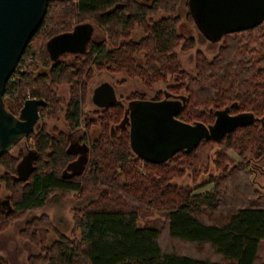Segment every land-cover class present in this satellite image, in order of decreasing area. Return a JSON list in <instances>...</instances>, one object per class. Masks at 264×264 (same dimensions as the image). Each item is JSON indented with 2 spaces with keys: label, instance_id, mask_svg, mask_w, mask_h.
Listing matches in <instances>:
<instances>
[{
  "label": "trees",
  "instance_id": "1",
  "mask_svg": "<svg viewBox=\"0 0 264 264\" xmlns=\"http://www.w3.org/2000/svg\"><path fill=\"white\" fill-rule=\"evenodd\" d=\"M178 2L47 0L2 93L14 114L26 96L44 100L33 129L18 140L34 153L25 177L15 175L20 152L0 154V187L6 193L0 198L6 204H0V231L21 219L17 234L41 250L29 254L27 264H264L257 255L264 241V190L255 178L264 157V16L222 32L216 52L209 58L197 52L193 73L187 74L174 48L189 49L194 39L179 31ZM78 27L88 32L82 47L48 52L50 36ZM101 70L123 72L145 86L164 83L152 99L170 95L174 115L185 121L209 124L220 110L246 118L218 138L150 161L129 146L123 99L94 108L80 126L88 79ZM61 83L68 85L65 101L56 95ZM143 96L133 91L126 99ZM58 111L68 130L82 129L83 161L68 174L63 169L75 157L68 134L48 129L43 119ZM93 124L97 131L91 136ZM225 147L240 160L232 163ZM208 159L219 171L199 184L173 180L193 177ZM206 183L210 188L193 191ZM65 191L84 200L72 210L74 238L58 232L45 213L34 214ZM50 231L56 237L47 243ZM0 264L9 263L0 256Z\"/></svg>",
  "mask_w": 264,
  "mask_h": 264
},
{
  "label": "water",
  "instance_id": "2",
  "mask_svg": "<svg viewBox=\"0 0 264 264\" xmlns=\"http://www.w3.org/2000/svg\"><path fill=\"white\" fill-rule=\"evenodd\" d=\"M46 3L47 0H0V154L29 134L39 117L38 106L44 104L42 98L27 97L14 114L5 108L2 93L7 77L43 16ZM193 4L201 28L209 33L247 27L264 16V0H193ZM78 32L79 27L50 36L46 40L48 52L82 47L88 32L80 35L75 46L71 38ZM174 113L175 109L160 101L139 100L129 118L130 148L144 159L163 161L178 150H191L203 138L220 137L246 118L245 114L220 110L211 123L205 124L179 119ZM27 156L15 164L18 173L26 171L19 177L27 174L34 153L30 151Z\"/></svg>",
  "mask_w": 264,
  "mask_h": 264
},
{
  "label": "rangeland",
  "instance_id": "3",
  "mask_svg": "<svg viewBox=\"0 0 264 264\" xmlns=\"http://www.w3.org/2000/svg\"><path fill=\"white\" fill-rule=\"evenodd\" d=\"M188 12L190 18H186L185 13ZM175 14L178 16V28L179 31L183 33V35H191L194 39L193 47L181 50L178 46L174 48V51L177 54L179 59V63L181 68L187 73H193V62L195 58V54L198 52L205 58L211 57L217 49V46L220 42L221 33H209L201 28L200 21L197 17L196 6L193 4V0H179L178 4L175 8ZM203 27V26H202ZM95 34H98V30L94 28L93 31ZM136 37V35H134ZM264 54V51L262 52ZM69 58V57H68ZM66 58V59H68ZM30 59V58H28ZM99 79L110 80L115 85V93L118 97L123 98L124 101H128L126 98L133 91L143 93V98H151V96L160 88L164 87V83L156 82L152 85L145 86L140 80L136 77L127 76L123 72L111 73L101 71H93L91 77L87 82V91L86 97L82 105L83 113L81 115V123L80 126L83 125L84 121L91 117L92 110L96 107L95 103H91L88 99V89L90 86L95 83H98ZM56 95L61 98L62 101H65L68 97V85L66 83H61L56 88ZM137 101V100H136ZM44 121L48 129H62L66 130L67 125L64 122L61 111L54 117L46 118L44 116ZM82 131L81 127L75 128L71 132L72 137H76ZM97 131V127L95 124L90 125L89 133L91 136H94ZM25 149V144L22 140L18 141L17 144L13 145L9 152L16 153L17 150ZM26 150V149H25ZM216 145L210 151V157L215 154ZM224 153L232 160V163L240 160V156L235 152V150L231 147H225ZM231 164V163H230ZM264 157L261 158L259 166L261 168V175H257L255 178L259 182V185H256L259 190H264ZM219 171V168L216 167L211 160L208 159L206 161V167L201 169L199 173L190 177L187 174H183L181 176L173 178V180L177 183L188 184V185H196L202 182L207 178V175L214 174ZM254 176L257 172H254ZM211 184L206 183L204 185L198 186L193 189L194 192L200 191L203 189L210 188ZM59 195L50 196L44 206L35 211L34 214H38L39 212L45 213L50 221L52 226L58 231L64 234L66 237L74 238L77 237V230L73 229V221H72V210L75 207L81 206L84 200L78 196L77 192L65 191L59 192ZM6 195L2 186L0 187V198H3ZM155 216V214L149 215L146 218H151ZM21 225V219L11 221L4 229L0 231V256L5 258L9 264H27V257L29 254L37 253L40 250L38 244H32L24 238L20 237L17 234V229ZM46 242L49 243L51 239L56 237L55 232H48ZM257 255L261 260H264V241H261L258 249Z\"/></svg>",
  "mask_w": 264,
  "mask_h": 264
},
{
  "label": "flooded vegetation",
  "instance_id": "4",
  "mask_svg": "<svg viewBox=\"0 0 264 264\" xmlns=\"http://www.w3.org/2000/svg\"><path fill=\"white\" fill-rule=\"evenodd\" d=\"M83 33V30H80V33H76L74 36H72L71 38V41L73 42L72 44H75L76 41H79L78 38L80 37V35ZM75 46H77L75 44ZM102 91V92H101ZM93 92V94H92ZM153 96V95H152ZM170 97V95H167L165 94L164 97H162V99H165L164 101H160L166 105H169L172 109H175L176 105L175 103L173 102V100H167L166 98ZM120 97H118L115 93V85L112 81L110 80H105V79H99L98 80V83H95L94 85L92 84L90 86V89H88V99L91 101V103H95L96 107L95 108H98V107H103L105 105H107L108 103H111L117 99H119ZM123 99V98H121ZM144 99V98H142ZM140 99V100H142ZM145 100H156V99H152L151 98H147ZM158 101L161 100V99H157ZM122 101V100H121ZM139 100H128V101H125L124 102V99H123V103H125V115H124V118L123 120L126 122V128L128 129V125H129V118H130V113L133 112V108L136 106L137 102ZM226 112H228L226 110ZM232 114V113H230ZM67 134H68V139H69V147H72V145L74 146L75 149L78 150V156L80 157L78 159V164L80 165L83 161V152H84V145L82 144L81 140H80V134L81 132L79 133L78 136L76 137H72L71 136V132L72 130H64ZM28 155V153H26V156ZM29 156H27V159H28Z\"/></svg>",
  "mask_w": 264,
  "mask_h": 264
},
{
  "label": "crops",
  "instance_id": "5",
  "mask_svg": "<svg viewBox=\"0 0 264 264\" xmlns=\"http://www.w3.org/2000/svg\"><path fill=\"white\" fill-rule=\"evenodd\" d=\"M69 145H71V144H69ZM73 152H74V154H75V157H74V159H72L71 161H69L68 162V164L65 166V168L63 169L64 171H63V173L64 174H68V173H71V172H74V171H78L79 169H80V165L78 164L79 162H78V159L80 158L78 155V150L77 149H75L74 148V146L72 145V147H69ZM26 149V148H25ZM24 148L23 149H21V150H17V152H20L21 153V156H20V160L23 158V157H25L26 156V153H28V152H30L31 150H28V149H26L25 150ZM18 159V160H19ZM25 172L26 171H22L21 173H18L16 170H15V175L16 176H18L19 177V175H24L25 174ZM4 198V197H3ZM2 198V199H3ZM5 199V198H4ZM3 199V200H4ZM3 200H0V204H1V206H5L6 204H5V202L3 201Z\"/></svg>",
  "mask_w": 264,
  "mask_h": 264
},
{
  "label": "built area",
  "instance_id": "6",
  "mask_svg": "<svg viewBox=\"0 0 264 264\" xmlns=\"http://www.w3.org/2000/svg\"><path fill=\"white\" fill-rule=\"evenodd\" d=\"M28 96H26L25 98H27ZM22 103V102H21Z\"/></svg>",
  "mask_w": 264,
  "mask_h": 264
}]
</instances>
